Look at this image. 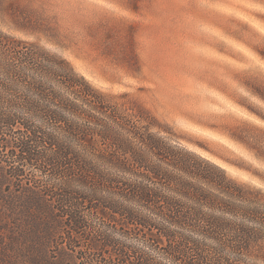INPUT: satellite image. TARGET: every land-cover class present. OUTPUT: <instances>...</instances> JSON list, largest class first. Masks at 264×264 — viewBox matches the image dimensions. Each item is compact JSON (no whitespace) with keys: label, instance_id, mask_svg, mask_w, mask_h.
Segmentation results:
<instances>
[{"label":"trees","instance_id":"1","mask_svg":"<svg viewBox=\"0 0 264 264\" xmlns=\"http://www.w3.org/2000/svg\"><path fill=\"white\" fill-rule=\"evenodd\" d=\"M28 7L13 29L39 33ZM253 50L264 63V38ZM240 84L247 117L219 133L242 163L199 147L248 180L163 136L130 94L0 31V185L28 182L20 207L48 248L61 232L49 264H264V113L246 103L264 109V73Z\"/></svg>","mask_w":264,"mask_h":264},{"label":"rangeland","instance_id":"2","mask_svg":"<svg viewBox=\"0 0 264 264\" xmlns=\"http://www.w3.org/2000/svg\"><path fill=\"white\" fill-rule=\"evenodd\" d=\"M21 5L41 32L13 29ZM0 31L67 59L104 95L130 94L163 136L249 179L203 148L242 163L219 132L247 117L238 106L246 98L242 72L264 73L253 50L264 38V0H4ZM246 103L264 113L253 99ZM25 183L0 185V264H49L62 248L61 232L48 248L21 210Z\"/></svg>","mask_w":264,"mask_h":264}]
</instances>
